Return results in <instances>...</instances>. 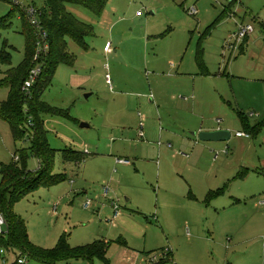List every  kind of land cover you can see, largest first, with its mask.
I'll list each match as a JSON object with an SVG mask.
<instances>
[{"label":"rangeland","instance_id":"obj_1","mask_svg":"<svg viewBox=\"0 0 264 264\" xmlns=\"http://www.w3.org/2000/svg\"><path fill=\"white\" fill-rule=\"evenodd\" d=\"M69 11L95 35L87 39L88 51L68 41L75 66L61 67L42 97L76 122L48 116L45 125L52 148L89 155L75 164L59 153L55 172L68 181L16 205L32 243L54 249L65 234L73 247L113 242L111 264H264V207L230 206L235 181L229 174L210 184L214 192L223 190L216 198L198 190L196 175L212 178L221 170L212 165L215 154L196 152V143H204L193 135L201 117L217 125L226 120L219 91L227 99L235 91L264 97V30L257 21L264 20V0H111L101 19L81 7ZM9 15L13 26L0 29V50L7 48L12 65H0V81L26 57L19 13L0 0V18ZM241 25L254 28L247 44L235 37ZM201 59L210 77L201 74ZM8 98L0 86V104ZM245 111L248 117L255 112ZM231 118L237 119L234 113ZM249 119L255 124L264 116ZM30 146L29 140L16 145L0 119V165ZM118 158L132 165H117ZM29 169H39L33 156ZM88 200L94 204L85 210ZM112 201L122 210L115 225L109 223Z\"/></svg>","mask_w":264,"mask_h":264},{"label":"trees","instance_id":"obj_2","mask_svg":"<svg viewBox=\"0 0 264 264\" xmlns=\"http://www.w3.org/2000/svg\"><path fill=\"white\" fill-rule=\"evenodd\" d=\"M9 1V0H5ZM40 13L41 23L48 32L51 49L44 72L39 81L33 86L29 95L22 91L23 85L35 66L37 33L25 10L11 1L13 12H18L22 24V33L26 42V57L18 67H11L6 73L0 86L9 90V98L0 104V119L6 122L12 133L15 144L30 141V148L17 150L14 160L9 164L2 163L0 183V214H2L9 227V236H0V260L3 258L1 250L8 255L15 256V262L20 257H26V264H62L71 261H86L93 263L100 259L105 264H111L108 253L112 242L105 240L92 244L73 247L67 234L63 235L54 249H44L36 246L30 240L26 221L16 210V205L38 192L42 188L50 189L68 181L64 174L55 172L59 153L65 162L81 164L87 155L72 149L58 151L51 147L45 118L48 116L62 118L76 122L69 112L52 107L42 101L44 93L52 86L58 70L63 67H74L76 57L70 53L68 41H73L83 50L88 51L87 39L94 37V28L79 19L70 11L69 6L84 8L96 18L101 19L111 0H31ZM14 15L0 18V29H9L13 26ZM250 36L243 40L247 44ZM0 65H12V55L7 48L0 50ZM203 76L210 75L208 67L203 60L199 61ZM226 75V74H224ZM244 132L250 137L257 135L262 124L252 125L250 117L239 113ZM30 121L32 123H30ZM33 156L39 160L40 167L32 172L29 169V160ZM18 157V159H16ZM240 171L239 177L245 175ZM223 190L212 192L210 198L220 195ZM121 243V240L119 241ZM168 260L159 263L166 264Z\"/></svg>","mask_w":264,"mask_h":264},{"label":"crops","instance_id":"obj_3","mask_svg":"<svg viewBox=\"0 0 264 264\" xmlns=\"http://www.w3.org/2000/svg\"><path fill=\"white\" fill-rule=\"evenodd\" d=\"M140 17H143V15ZM19 19H20V16H19ZM257 21H259L262 29L264 30V20L258 17ZM250 39H251V36L249 37L248 42L250 41ZM105 50L110 51L108 50L107 47L105 48ZM63 67H66V66H63ZM211 75L212 74L210 72V75H208L207 77H210ZM181 76L183 75L178 74L175 77V79ZM227 76L231 77L230 74ZM108 77L109 76H107V78ZM230 77L228 78L230 79ZM261 82L264 83V79H261ZM107 84H108V81H107ZM218 94L222 100L223 109H225L228 112V114L227 112H225L227 116L226 120L218 119V122H217L218 125H217L216 122H213L211 120L207 121L205 117H201L202 124L197 127L196 132L197 133L210 132V131H215L218 129L228 130L232 133V138L228 142H203L204 144L196 143V152L199 154L201 153V155L204 153L215 154V159L212 165L214 167H217V164H220L219 165L220 170L224 171V174H221L222 172L220 171L219 172L220 175L218 174V176H213L212 178H209V177L207 178V175L205 176L196 175V178H197L196 180L198 181L197 183H199L198 190L201 188L202 190L204 189V192H205V189L207 192L209 191L210 193L214 192L213 190H211V188L213 187H211L210 184L213 185L214 182L217 183L219 181L218 178L225 177L227 174H229V176L232 177L230 179V183L233 181V179L235 181V184L233 183L231 185V190L228 193L232 199L230 206L232 207L234 206L238 207V206H244V205L248 206L250 203H254L253 204L254 208H259L260 206L264 207V119L262 120V122L252 124V125H258V124L263 125L258 131L257 135L252 136V137L238 136V133H245L242 122L238 114L239 113L245 114L246 109L250 110L251 112L252 110H254L255 112H252L249 117L250 118H261L262 116H264V97L251 95L248 93L246 94L243 92L239 93L238 91H235L234 98L227 99L225 98L224 93H222L221 91H219ZM231 113L232 114L234 113L236 115L237 117V119L235 118L236 120H233L231 118V115H232ZM85 128H89V127H85ZM233 132H236L235 136L233 135ZM141 133L143 134V136L141 135ZM139 138L141 139L144 138L143 131L140 132ZM85 154L87 156L89 155L87 153ZM118 159H123V158H118ZM125 160H129V159L126 158ZM117 165H121V164H117ZM131 165L132 163L130 165H124V166H131ZM39 167H40V163H39ZM242 170H245L246 172H245V175L240 178L239 173ZM30 171L32 170L30 169ZM35 171H32V172H35ZM205 179L207 180L206 182H205ZM226 188H228V185L226 186ZM221 194H223V192ZM109 197L105 199H108ZM113 215H114V211H113ZM262 215L264 216V214ZM121 216L114 221H112V219L109 220V223L112 225H115L117 221L121 218ZM119 241L120 240L116 241V243H119ZM120 244L126 245V243H122V241ZM11 256L15 258L14 255H8L7 253L8 258H10ZM133 264H136V263L133 262Z\"/></svg>","mask_w":264,"mask_h":264},{"label":"built area","instance_id":"obj_4","mask_svg":"<svg viewBox=\"0 0 264 264\" xmlns=\"http://www.w3.org/2000/svg\"><path fill=\"white\" fill-rule=\"evenodd\" d=\"M9 1H11L13 4L25 10L27 17L30 20V23L32 24V26L34 27L37 33L35 66L31 70L29 77L24 83L23 88H22V91L24 92V94L29 95L31 92V89L39 81L40 77L42 76L44 72L47 58L50 53L51 44L49 41L48 32L44 29L41 23L40 13L38 9L33 5L32 1L31 0H9ZM189 14L192 16H196L198 12L196 9H192L189 12ZM142 15H143L142 12L138 13V16H142ZM252 33H254V28L251 25H241L235 37L238 41H243L245 38L250 36ZM107 81H108V84H111V80L109 77L107 78ZM30 123L32 122L30 121ZM141 135L143 136L142 133ZM238 136H248L249 137V135L246 133H238ZM16 159H18V157ZM116 162L117 164H121V165L131 164L129 160H125V159H117ZM110 194H111L110 187L105 186L103 190L104 198L109 197ZM93 204H94L93 200H88L86 204L84 205V209L86 210L91 209L93 207ZM111 207L114 211V215L112 218V221H114L122 215V210H121V206L119 205L118 201H112ZM9 232L10 230H9L6 219L2 214H0V236H2L3 238H7L9 236ZM1 254L3 255V258L1 259L2 264H9L7 261L8 260L7 252L5 250H1ZM17 263L26 264L27 263L26 257H20Z\"/></svg>","mask_w":264,"mask_h":264},{"label":"water","instance_id":"obj_5","mask_svg":"<svg viewBox=\"0 0 264 264\" xmlns=\"http://www.w3.org/2000/svg\"><path fill=\"white\" fill-rule=\"evenodd\" d=\"M89 127L88 124H81V128ZM202 142H228L232 138V133L228 130H215L210 132L194 133Z\"/></svg>","mask_w":264,"mask_h":264}]
</instances>
